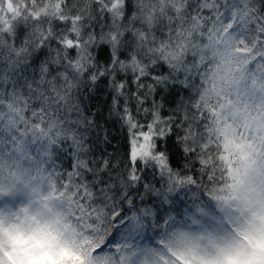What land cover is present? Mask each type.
Instances as JSON below:
<instances>
[{"label": "snow or ice", "instance_id": "6c2138e0", "mask_svg": "<svg viewBox=\"0 0 264 264\" xmlns=\"http://www.w3.org/2000/svg\"><path fill=\"white\" fill-rule=\"evenodd\" d=\"M0 264H264V0H0Z\"/></svg>", "mask_w": 264, "mask_h": 264}, {"label": "trees", "instance_id": "16d2710c", "mask_svg": "<svg viewBox=\"0 0 264 264\" xmlns=\"http://www.w3.org/2000/svg\"><path fill=\"white\" fill-rule=\"evenodd\" d=\"M157 71H163V69H158ZM117 78L120 79L121 76H118ZM146 82L150 83L151 81ZM130 87L133 89L135 88V86L131 84ZM98 89L99 90L95 93L97 98L93 101H90V104L96 105L97 109L103 110L106 114L107 107L111 102V94L108 90L107 80H101L98 83ZM157 99L160 100V97H157ZM163 103L164 111L162 114L166 115L168 109L173 106V98L170 96H164ZM108 128L110 130L109 139L112 145L110 148H108V152L111 153L114 158L127 163V155L129 151L127 132L120 130V126L118 124H113L111 122L108 124ZM65 167H67V163L65 164Z\"/></svg>", "mask_w": 264, "mask_h": 264}, {"label": "rangeland", "instance_id": "374dc122", "mask_svg": "<svg viewBox=\"0 0 264 264\" xmlns=\"http://www.w3.org/2000/svg\"><path fill=\"white\" fill-rule=\"evenodd\" d=\"M17 203H19V201H17Z\"/></svg>", "mask_w": 264, "mask_h": 264}]
</instances>
